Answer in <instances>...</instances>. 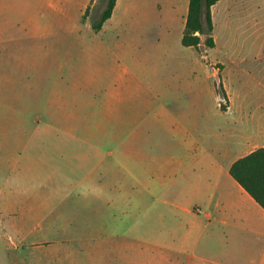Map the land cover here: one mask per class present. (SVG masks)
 Wrapping results in <instances>:
<instances>
[{
  "label": "crops",
  "instance_id": "crops-1",
  "mask_svg": "<svg viewBox=\"0 0 264 264\" xmlns=\"http://www.w3.org/2000/svg\"><path fill=\"white\" fill-rule=\"evenodd\" d=\"M95 1L87 0L84 4L82 22ZM189 2L174 0L172 5L183 31ZM48 3L58 11L63 8L62 0H48ZM131 3L133 0H117L112 16L96 30L98 36H103L108 24L120 15L121 7ZM223 3L224 0H219L212 6V19L214 7ZM158 6L161 7L160 1ZM238 7L242 10L241 4L238 3ZM253 20L258 22L251 5L250 22ZM223 25L225 30L227 21ZM243 25L245 27L247 22L240 17L236 31ZM9 26L10 20L0 18L1 41L11 38ZM78 47L82 50L81 42ZM241 54L240 50L235 51L236 67ZM195 57L197 64L190 73L194 81L186 85L192 89L207 85L216 95L213 124L209 122L206 126L203 122L210 121L211 117L209 106L203 108L200 124L189 125L178 110L171 108L173 104L160 99L163 91L152 83H145L148 98H140L139 110L134 112L124 107L133 91L139 88L134 84L78 82L66 86L67 92L52 93L59 96L58 100L51 96L52 87L31 84L32 90L48 89L45 110L49 120L55 123L48 126L46 138L37 149L29 144L14 143L11 137H15L9 135V130L4 136L0 134V250L4 246L18 250L27 244L38 249L53 247L58 241L49 236L41 241H28L37 234L81 233L92 240L96 234L108 231L109 227L99 218L109 208H114L115 201L122 208L121 213H125L128 211L125 203L130 201V196L143 199L149 196L164 208L165 212L160 210V217L164 215L169 220L158 223V210L155 225L144 226L140 213L136 245L127 242L129 248L137 247L138 255L123 251L121 259L111 254L106 259L101 258L103 263L264 264V207L230 173L236 160L264 148V99L257 102L243 99L233 71L229 81L233 89L230 106L224 109L211 85L209 68L202 64L200 57ZM223 57L227 59L231 55L226 53ZM257 82L264 84L260 79ZM162 86L171 95L169 83ZM18 97L6 96L0 104L29 103L18 101ZM144 119H150L156 126L152 131L157 137L156 146L149 150L129 146L128 136L121 129L124 122L140 121L138 129H132L129 134L141 138L147 133L141 122ZM115 121L120 122L117 127L113 124ZM1 136L6 139V145ZM115 139L123 150L114 158L115 151L109 145ZM99 203L104 204V210L98 208ZM109 216L115 218V213L109 212ZM123 228L121 224L119 230ZM70 237L63 239V243L58 241L59 246L53 248L61 251L60 258L61 245ZM107 250H112V246L108 245ZM94 260L92 254L91 264ZM42 261L49 264L51 260Z\"/></svg>",
  "mask_w": 264,
  "mask_h": 264
},
{
  "label": "rangeland",
  "instance_id": "rangeland-1",
  "mask_svg": "<svg viewBox=\"0 0 264 264\" xmlns=\"http://www.w3.org/2000/svg\"><path fill=\"white\" fill-rule=\"evenodd\" d=\"M158 1L161 7L158 6ZM86 2L87 0H62L63 8L58 11L48 0H0V18L11 21L9 33L12 34L8 41L0 40V100H4L6 96L15 98L19 95L16 98L18 101H29L28 104L12 106L0 104V134L4 136L9 130V135L15 137H11L14 143L29 144L37 149L46 138L48 126L55 123L49 120L45 110L48 89L32 90L31 84L36 87H52L49 89L51 96L58 91L67 92L66 86L78 82L100 85L134 84L139 88L133 91L129 103L124 105L134 112L139 110L140 98H148L145 83H152L162 89L160 99L164 103L173 104L171 108L178 110L189 125L199 123V119L204 116L203 108L207 109L209 106L211 117L210 121L203 122L206 126L209 122L213 124L216 95L207 89V85L193 89L186 85L194 81L190 73L196 63L194 56H198L211 72V85L219 94V102L224 109L230 106L233 89L229 81L233 71L239 95L243 99L249 102L264 99V84L259 85L257 82L260 79L264 83V0H224L222 5L215 6L214 47H209L204 42L198 47H186L182 44V23L172 7L174 0H133L129 6L121 7L120 15L108 24V30L103 36H98L93 23L99 20L107 0L92 2L91 9L82 22L80 17ZM238 3L242 5V10ZM251 5L258 22H250ZM240 17L247 25L236 31ZM226 21L228 26L224 30L223 24ZM80 33L81 41L78 40ZM80 42L82 50L78 47ZM237 50L242 54L236 67L234 54ZM226 53L231 57L224 58ZM166 83H169L171 95L162 86ZM204 83L207 81L204 80ZM140 84L144 89L140 88ZM52 98L58 100L59 96ZM150 99L155 101L153 97ZM141 122H144L143 128L147 130L141 138L129 134L132 129H138L140 121L124 122L121 129L128 136L129 146L149 150L156 146L157 137L152 133L156 126L150 119ZM119 123L115 121L113 124L117 127ZM2 136L1 140L6 145L7 141ZM109 147L115 151L114 158L123 150L116 139L111 140ZM141 159L144 160L143 157ZM119 206L115 201L114 208H109L99 218L109 228L105 233L96 234L97 237L92 240L87 238V234L81 233L37 234L29 238L28 241H41L49 236L63 243L66 237H74L68 238L61 245V258L58 256L61 251L53 249L59 246L58 241L53 247L45 245L46 247L41 246L39 249L28 244L18 250L4 246L0 250V264H43L44 258H50L49 264H91L92 254L94 264H105L101 258L106 259L111 254L118 259L124 256L123 251H130L131 256H137V247L129 248L127 242L132 241L136 245L139 214L142 213L141 221L144 226L155 225L153 222L156 221L158 210V223H164L169 217H160L161 211L165 212L164 208L149 196L144 199L130 196V201L125 203L128 209L125 213H121L122 208ZM98 208L104 210V204L99 203ZM112 211L115 218L109 216ZM121 224L124 226L122 231L119 230ZM5 235L8 239V234ZM108 245L112 246V250H107Z\"/></svg>",
  "mask_w": 264,
  "mask_h": 264
},
{
  "label": "trees",
  "instance_id": "trees-1",
  "mask_svg": "<svg viewBox=\"0 0 264 264\" xmlns=\"http://www.w3.org/2000/svg\"><path fill=\"white\" fill-rule=\"evenodd\" d=\"M218 1L190 0L182 36L184 46L198 47L202 42L209 47L215 46L211 9ZM116 3L117 0H107L99 20L93 23L95 30H100L105 21L112 16ZM89 10L90 8L86 13ZM230 173L264 207V148L260 147L236 160L230 167Z\"/></svg>",
  "mask_w": 264,
  "mask_h": 264
}]
</instances>
